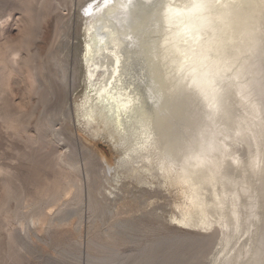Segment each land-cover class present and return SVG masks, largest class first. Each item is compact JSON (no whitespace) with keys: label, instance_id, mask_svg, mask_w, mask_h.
<instances>
[{"label":"rangeland","instance_id":"1","mask_svg":"<svg viewBox=\"0 0 264 264\" xmlns=\"http://www.w3.org/2000/svg\"><path fill=\"white\" fill-rule=\"evenodd\" d=\"M99 6L94 79L141 58L163 125L135 169L78 113ZM263 259L264 0H0V264Z\"/></svg>","mask_w":264,"mask_h":264},{"label":"bare ground","instance_id":"2","mask_svg":"<svg viewBox=\"0 0 264 264\" xmlns=\"http://www.w3.org/2000/svg\"><path fill=\"white\" fill-rule=\"evenodd\" d=\"M91 6L92 5H89V11L93 9ZM102 10V6H99L96 12L93 11L94 20L88 21L87 32L89 40L87 39L88 41L85 45L86 47L83 55L87 72V92L85 93L84 101L79 106L80 109H78V113L84 126L87 127L89 124L95 123L102 132H105L110 141L117 142V140H120L119 146L123 148L124 152H128V161L125 160L123 162L125 165L124 167L129 165L132 169H135L133 165H137L141 160L143 161V155H140V151L144 145L150 144L155 146V150L161 148L164 153L166 148H164L163 145L166 144V140L162 133L163 125L157 118L153 122L154 118L151 119L152 117L149 116L148 113L151 107H153L151 100L148 98L151 92L150 85L152 80L146 78L143 67L139 65V63L136 66V62H139L141 58L135 59L133 56H126L127 54L121 56L122 59L119 60L112 57L115 65L113 64V66L110 67L111 70H109L108 67V69L103 72V76L100 79H94L95 73L103 66L102 64L104 61L107 62L111 60L107 49L114 39L113 37L107 39L100 37L101 33H98L101 30L100 26L102 20H100V17L102 15H100V13L103 12ZM113 15L114 14H110L111 17H114ZM102 24L105 27L104 23ZM107 32L108 37L109 31ZM110 47H113V44ZM108 50H110V48ZM117 62L122 65L117 67ZM151 115L153 116V114ZM157 131H160L161 134ZM128 140L131 142L129 143ZM162 154L159 153L157 155L159 156ZM190 166V161L187 159L185 164H183L186 175L185 183L187 185H189V181H191L190 179L192 178V171L189 170ZM165 169L166 173L174 170V164ZM196 213L199 212L196 211ZM185 214L186 216L183 218L182 223L189 225L190 216L188 215V211H186ZM209 229L210 228H208V230ZM224 251L225 247L220 254L224 255ZM214 262L215 261H213V263ZM215 263L217 264V262Z\"/></svg>","mask_w":264,"mask_h":264}]
</instances>
